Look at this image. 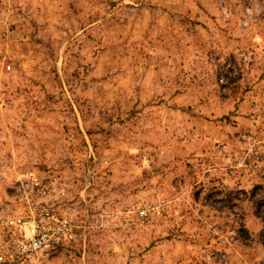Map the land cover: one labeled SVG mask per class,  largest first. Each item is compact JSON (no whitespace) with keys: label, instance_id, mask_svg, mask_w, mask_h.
Here are the masks:
<instances>
[{"label":"rangeland","instance_id":"1","mask_svg":"<svg viewBox=\"0 0 264 264\" xmlns=\"http://www.w3.org/2000/svg\"><path fill=\"white\" fill-rule=\"evenodd\" d=\"M27 171L49 264H264V0H0V208Z\"/></svg>","mask_w":264,"mask_h":264},{"label":"built area","instance_id":"2","mask_svg":"<svg viewBox=\"0 0 264 264\" xmlns=\"http://www.w3.org/2000/svg\"><path fill=\"white\" fill-rule=\"evenodd\" d=\"M0 208V264H49L77 243L75 203L52 173L27 171L12 185ZM147 208L138 211L145 217Z\"/></svg>","mask_w":264,"mask_h":264}]
</instances>
